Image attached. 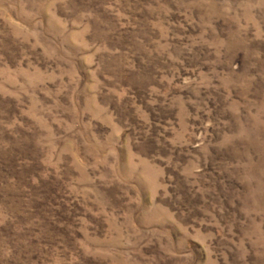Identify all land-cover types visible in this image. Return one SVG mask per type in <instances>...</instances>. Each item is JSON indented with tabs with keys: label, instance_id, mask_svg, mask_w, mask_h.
<instances>
[{
	"label": "rangeland",
	"instance_id": "rangeland-1",
	"mask_svg": "<svg viewBox=\"0 0 264 264\" xmlns=\"http://www.w3.org/2000/svg\"><path fill=\"white\" fill-rule=\"evenodd\" d=\"M0 264H264V0H0Z\"/></svg>",
	"mask_w": 264,
	"mask_h": 264
}]
</instances>
